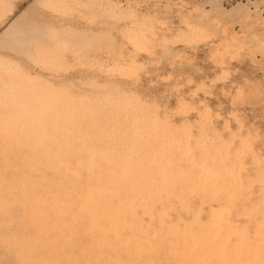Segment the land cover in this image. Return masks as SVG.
I'll return each instance as SVG.
<instances>
[{
	"label": "rangeland",
	"instance_id": "1",
	"mask_svg": "<svg viewBox=\"0 0 264 264\" xmlns=\"http://www.w3.org/2000/svg\"><path fill=\"white\" fill-rule=\"evenodd\" d=\"M122 4L0 1V264H264V0Z\"/></svg>",
	"mask_w": 264,
	"mask_h": 264
},
{
	"label": "bare ground",
	"instance_id": "2",
	"mask_svg": "<svg viewBox=\"0 0 264 264\" xmlns=\"http://www.w3.org/2000/svg\"><path fill=\"white\" fill-rule=\"evenodd\" d=\"M241 18H242V16H241ZM36 35H37L36 32L34 30H32V28L30 26H28V27H27V25L18 26L17 28H14L13 30H8L2 34V36L0 37V49L5 50V51L9 50L11 52H15V53L23 55L25 53V46L30 42L32 43L34 41L33 39L36 37ZM18 62H20V61H18ZM4 66L5 65L3 63H0V68H4ZM45 180L46 179L44 177L40 178L38 184H40L42 186L46 185ZM2 185H4V181H3ZM99 192L100 191H97L96 193L93 194V196H94L93 200L97 201L98 203L103 201V199L101 198L102 196L100 195ZM56 193L51 192V193H48L47 195L55 197ZM123 203L124 202L121 201V205L115 209H119V210L123 209V207H121L123 205ZM105 207H106V205H105ZM106 208L108 209L106 211H109L110 214H112L111 211L113 209L111 207H108V206ZM65 211H67V209H65Z\"/></svg>",
	"mask_w": 264,
	"mask_h": 264
},
{
	"label": "built area",
	"instance_id": "3",
	"mask_svg": "<svg viewBox=\"0 0 264 264\" xmlns=\"http://www.w3.org/2000/svg\"><path fill=\"white\" fill-rule=\"evenodd\" d=\"M117 1H119L122 5H126V4H131V2L133 1V0H117Z\"/></svg>",
	"mask_w": 264,
	"mask_h": 264
}]
</instances>
